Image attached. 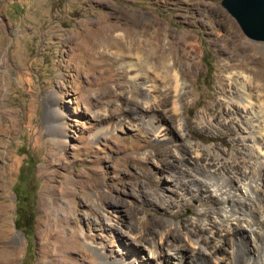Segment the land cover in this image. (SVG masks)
Returning a JSON list of instances; mask_svg holds the SVG:
<instances>
[{"label": "rangeland", "instance_id": "1", "mask_svg": "<svg viewBox=\"0 0 264 264\" xmlns=\"http://www.w3.org/2000/svg\"><path fill=\"white\" fill-rule=\"evenodd\" d=\"M139 22L176 45L177 113L146 106L127 61L99 51L102 26L128 34ZM244 48L264 54L221 0H0V264H176L166 248L151 257L163 230L184 249L179 264H199L187 229L210 237L204 224L233 205L227 192L187 188L183 168L241 155L219 86L225 65H255L242 64ZM202 112L224 126L200 123ZM221 239L203 264H240L262 240Z\"/></svg>", "mask_w": 264, "mask_h": 264}, {"label": "bare ground", "instance_id": "2", "mask_svg": "<svg viewBox=\"0 0 264 264\" xmlns=\"http://www.w3.org/2000/svg\"><path fill=\"white\" fill-rule=\"evenodd\" d=\"M151 29L146 23L139 22L136 26H133L128 34H125V32L123 34L110 26L104 25L99 33L100 40H98L97 46L99 51L109 58L114 56L116 60L114 62L127 61L129 71H131V80L139 84L141 90L139 96H141V100L146 106L156 105V101H160V103L166 101L172 106V111L177 113L179 110V89L182 88V81L178 72L180 68L175 69L176 63L170 56L173 48L177 50L176 45L172 42L169 47H165L162 44L164 34ZM240 56L243 60L241 62L245 66L248 61H254L255 65L249 67L252 68L254 74L249 76V74H246L247 72L244 73L249 68H245L242 72L233 71L237 66L235 63L225 65L226 69L224 70L227 71V74L223 75L224 82L220 83L219 88L220 93L224 94L228 108L222 110V116L220 115V117L230 118L231 121L236 122L239 134L234 139V144L237 143L236 148L241 151V155L236 156L234 154L231 157H225L224 155L222 157L213 154L205 158L204 162L200 161L187 165L183 168L185 169L183 170L185 172V175L183 174L184 180L180 181L187 188L193 185L197 191L204 188L211 194L218 191L227 192L224 198H229L233 205L232 211L218 210L215 212L216 215L210 218L206 225L204 224V229L210 237L199 239L203 227L197 224L192 223L191 227L187 229V241L195 247L189 258L191 257V260L195 259L199 264H203L207 257L214 256L218 247L217 241H221L223 235H230L237 238V240H242L245 235H249L254 239L261 237L260 250L256 254V258H243L240 264H247L248 259L253 263L263 262L264 54L258 57L250 54L244 48L241 50ZM235 57L238 58L236 55ZM147 75L149 78H146ZM139 79L141 82L138 81ZM158 84L166 85L159 87ZM133 96H138V94L131 93L129 100ZM145 111L150 114V118L146 120V123L152 127L155 124V116L153 115L155 108H145ZM196 119L202 124L224 126L220 124L221 122H213L212 115H207L206 112L198 114ZM195 152L196 156L199 157V152ZM157 155L158 153L155 152L154 156ZM167 222L170 225L175 224L172 220H167ZM163 231L160 233L158 245L154 244L153 249L150 250L151 257L158 258L157 250L166 248V259L179 264L185 257L182 253L184 249L175 242L164 241L165 234Z\"/></svg>", "mask_w": 264, "mask_h": 264}, {"label": "water", "instance_id": "3", "mask_svg": "<svg viewBox=\"0 0 264 264\" xmlns=\"http://www.w3.org/2000/svg\"><path fill=\"white\" fill-rule=\"evenodd\" d=\"M221 5L247 38L264 42V0H221Z\"/></svg>", "mask_w": 264, "mask_h": 264}, {"label": "trees", "instance_id": "4", "mask_svg": "<svg viewBox=\"0 0 264 264\" xmlns=\"http://www.w3.org/2000/svg\"><path fill=\"white\" fill-rule=\"evenodd\" d=\"M24 233H25L26 235H30V232H29V231L24 230Z\"/></svg>", "mask_w": 264, "mask_h": 264}]
</instances>
